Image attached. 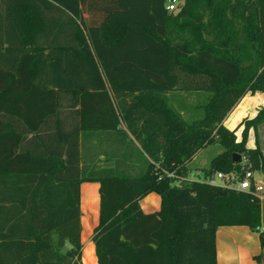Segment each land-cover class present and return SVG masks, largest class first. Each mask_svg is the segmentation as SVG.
<instances>
[{
	"label": "trees",
	"instance_id": "trees-1",
	"mask_svg": "<svg viewBox=\"0 0 264 264\" xmlns=\"http://www.w3.org/2000/svg\"><path fill=\"white\" fill-rule=\"evenodd\" d=\"M168 1L0 0V264H83L84 182L100 183L98 264H217L220 226L260 230L253 175L248 190L181 177L211 144L222 150L207 173L264 172V106L240 140L224 123L264 92V0H182L176 14ZM171 91L209 92L202 116L185 118ZM18 124L30 142L49 133L65 148L24 147ZM80 132L82 149L91 132L129 139L126 156L145 165H99ZM152 192L160 209L145 212Z\"/></svg>",
	"mask_w": 264,
	"mask_h": 264
},
{
	"label": "crops",
	"instance_id": "crops-1",
	"mask_svg": "<svg viewBox=\"0 0 264 264\" xmlns=\"http://www.w3.org/2000/svg\"><path fill=\"white\" fill-rule=\"evenodd\" d=\"M181 4H183L182 0H178V8L173 13H177L180 9ZM194 8H203V5H194ZM179 92V91H172ZM183 93V91H182ZM170 92L168 93L169 96ZM171 103V102H170ZM264 106V92H248L240 101L236 104V106L232 109V111L228 114L224 123L230 129H237L238 139H241V132L243 130L242 121L245 118H253L258 110ZM186 108V107H185ZM185 108L177 109L180 113L186 117ZM18 123V120H14ZM22 129L23 126L18 124ZM24 133V129H22ZM252 133L254 136L253 142H255V131L254 129H250L249 134ZM259 133V142L262 152L264 154V123L258 127ZM49 133H45L44 140L39 144L37 141H31L30 139L34 137L33 133H24L25 141L24 147L26 148H39L40 150L46 149L47 145L53 148L60 147V149L65 148L64 144H60L58 141L53 140L54 134H52V140L49 139ZM135 141L136 145L140 147L139 142L131 136ZM79 141V151L81 154L87 156L88 159H96L99 165H115L117 158L121 160L122 165H145L143 157L135 156L132 159L128 158L126 154L129 151V139L123 141L120 139L118 135H114L109 132L88 133L85 142L83 143L82 149V137L81 132L78 137ZM43 144V145H42ZM255 146V145H254ZM249 147H253L250 146ZM205 149V148H204ZM204 149L200 150L195 157L189 162L188 166L190 167V172L188 175H192L196 171L207 172V169L210 166V162L212 157L207 160L202 157V152ZM222 150V149H221ZM221 152V151H220ZM115 153V154H114ZM219 153V152H218ZM113 155H119L116 158ZM109 157V158H108ZM81 165V164H80ZM253 177L256 182V186L260 192L261 199V220L262 226L264 228V172L263 171H254ZM100 188L99 182H84L81 184V193H80V201H81V223H82V232L81 238L83 242V254H82V262L83 264H98V258L96 255L95 244L92 240V235L94 232V228L98 225L99 215L94 219H91V215L94 210L89 209L91 212L90 216L88 212L85 210V203L88 199L89 189L91 187ZM146 200V204H143V201ZM100 205V204H99ZM142 209L145 212H154L160 209L161 206V197L157 193H150L146 197L141 200ZM93 217V215H92ZM262 231H256L251 229L245 225H235V226H220L216 231V255H217V264H264V247L261 245L260 241V233ZM258 257H260L258 259Z\"/></svg>",
	"mask_w": 264,
	"mask_h": 264
},
{
	"label": "rangeland",
	"instance_id": "rangeland-1",
	"mask_svg": "<svg viewBox=\"0 0 264 264\" xmlns=\"http://www.w3.org/2000/svg\"><path fill=\"white\" fill-rule=\"evenodd\" d=\"M176 11V10H175ZM209 92L207 91H201V92H170L169 94V102L170 104L176 109L185 108V115L187 119H197L202 116L203 109L199 107L200 105L204 104L208 99ZM240 126V125H239ZM237 130H239V127ZM241 135V134H240ZM254 136L252 133L249 134V139L247 145L254 146L255 142H253ZM221 146L218 144H211L208 145L204 151L202 152V157L209 160L212 156H215L218 152L221 151ZM244 161V159H243ZM89 194L87 202L85 203V210L88 212L89 216L92 214L89 212L88 208L93 209V217L91 215V219H94V216L96 218L99 215V204H100V192H99V186L98 188L91 187L89 189ZM143 204H146V200L143 201ZM91 213V214H90Z\"/></svg>",
	"mask_w": 264,
	"mask_h": 264
},
{
	"label": "built area",
	"instance_id": "built-area-1",
	"mask_svg": "<svg viewBox=\"0 0 264 264\" xmlns=\"http://www.w3.org/2000/svg\"><path fill=\"white\" fill-rule=\"evenodd\" d=\"M178 8V0H169L167 3V9L175 11ZM244 159V158H243ZM165 175L168 177H176L174 171H165ZM253 175V171L246 169L244 174L238 170L222 171L218 170L213 173L196 171L192 175L187 177L182 176V179H191L207 182L213 186L226 187L237 190H248L251 186L250 177ZM264 231L263 227L259 228Z\"/></svg>",
	"mask_w": 264,
	"mask_h": 264
},
{
	"label": "water",
	"instance_id": "water-1",
	"mask_svg": "<svg viewBox=\"0 0 264 264\" xmlns=\"http://www.w3.org/2000/svg\"><path fill=\"white\" fill-rule=\"evenodd\" d=\"M234 162L240 163L243 160V156L240 153H233Z\"/></svg>",
	"mask_w": 264,
	"mask_h": 264
}]
</instances>
